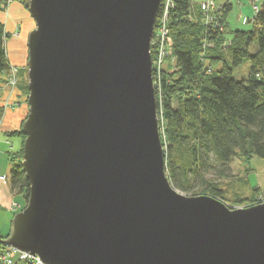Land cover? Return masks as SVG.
Returning <instances> with one entry per match:
<instances>
[{"label": "water", "instance_id": "95a60500", "mask_svg": "<svg viewBox=\"0 0 264 264\" xmlns=\"http://www.w3.org/2000/svg\"><path fill=\"white\" fill-rule=\"evenodd\" d=\"M161 0H29L26 207L0 244L44 264H264V201L165 172L151 38Z\"/></svg>", "mask_w": 264, "mask_h": 264}, {"label": "trees", "instance_id": "16d2710c", "mask_svg": "<svg viewBox=\"0 0 264 264\" xmlns=\"http://www.w3.org/2000/svg\"><path fill=\"white\" fill-rule=\"evenodd\" d=\"M23 3L28 5L26 0ZM173 3L168 27L174 64L162 70L155 89L165 172L175 189L228 204L220 180H232V161L264 157V0L252 19L248 18L251 27L231 30L230 38L226 35L230 2L221 5L218 23L209 26L198 4L191 0ZM7 38L0 22V78L10 70ZM245 60L250 64L248 75L238 80L233 68ZM19 86L28 93L27 81ZM8 135L21 137L19 150L7 152L10 187L27 199L29 180L21 166L25 136L21 127ZM256 191L252 189L248 197L235 192L234 202L237 206L253 204L259 201ZM0 248L5 246L0 244Z\"/></svg>", "mask_w": 264, "mask_h": 264}, {"label": "rangeland", "instance_id": "374dc122", "mask_svg": "<svg viewBox=\"0 0 264 264\" xmlns=\"http://www.w3.org/2000/svg\"><path fill=\"white\" fill-rule=\"evenodd\" d=\"M13 0H0V12H4L6 11V8L8 7V5L10 4V2ZM23 1L25 0H21V3L23 5V7L28 11V5H29V0H26L28 5L25 6ZM193 1L195 4H199L205 0H191ZM229 1L231 2L232 8L228 11V14L226 16V35L228 38L231 37V30L234 31L236 29H248L251 27V22L248 21L249 19H252L253 16V9H252V3L254 0H215V3L218 5H222L224 4V2ZM259 4L261 5V0H258ZM161 7V3L159 6L160 10ZM29 12V11H28ZM245 17H249V19H242V16ZM33 19V18H32ZM34 21V19H33ZM36 24L34 21V26L33 28H35ZM19 28V24H16L15 30L13 32L14 35H16V29ZM156 30L153 31V33L155 34ZM8 33V32H7ZM9 37L11 36L10 33ZM154 34L152 35V38H154ZM8 40V38H7ZM6 40V41H7ZM153 54V51L151 52ZM151 54V55H152ZM226 54H228L226 52ZM27 58H28V51H27ZM26 58V61H27ZM152 62H153V57H152ZM10 64V70L5 73V76L3 77V81L1 82V84L6 85L11 87L10 85L6 84L5 79H7V75L10 74L11 69L14 68L15 74L18 78V82L17 85L21 84L23 85L25 83V81H27L28 84V77L27 80H24V73H26L27 75V66H26V62L23 66H17L14 64ZM173 64H174V60H172L170 57H167L165 59V62L163 63V67L165 68H173ZM26 68V69H25ZM20 69V70H19ZM250 69V64L248 60H245L244 62L240 63L239 65L235 66L233 68V76L234 78L238 79V80H243L247 77L248 72ZM153 76L155 77L156 80V76L155 73L153 74ZM21 81V82H20ZM17 85L15 87H17ZM15 87H11V88H15ZM157 88V87H156ZM26 95V97L29 94L28 93H24ZM28 113V111H27ZM157 117H158V125H159V130L162 128V119L161 117L158 116L157 113ZM0 138H2V134L0 133ZM9 141H11L10 144H7L6 141L4 143H0V149L1 151H3V153H1L0 155V175L9 177V167H10V163L8 161V154L6 151H16L19 148L20 145V137L19 136H10ZM232 171H233V177L232 180H228V179H221L220 180V186H222L225 190V200L228 204H224L231 208V209H235V208H244V207H248V206H253L256 205L262 201H264V157H260L257 155H252L250 158L248 159H239V158H235L232 163ZM254 188H258L259 191H256V195L257 198L259 199V201L248 205L251 202H247L244 205H239L237 206L235 201V197L236 194L235 192H238L239 195L244 196V197H248L252 192V189ZM180 193L188 196V197H193V196H199V195H190L188 193L182 192L180 190H178ZM21 208L17 210L16 213L22 211L26 205H27V199H25L23 197V195L21 194ZM12 206H14V208L12 210H15L16 207H18L17 203L12 204ZM15 213V214H16ZM12 218V213L8 212H4L2 209H0V219L5 221L6 227L3 228V230L1 229V231H3V233H6L7 231H9V227H10V220ZM12 247H8L5 246V248H1V249H10ZM13 256V260H14V264H27L25 262H23L22 260H20L18 258V256L16 254H12Z\"/></svg>", "mask_w": 264, "mask_h": 264}, {"label": "crops", "instance_id": "0c3cea01", "mask_svg": "<svg viewBox=\"0 0 264 264\" xmlns=\"http://www.w3.org/2000/svg\"><path fill=\"white\" fill-rule=\"evenodd\" d=\"M245 18H248V16L245 17L243 15L242 19ZM0 22L3 24L4 29L11 35L6 41V53L9 62L17 66H23L27 58L28 34L30 30L33 29L34 26V21L32 17L30 16L29 12L23 7L21 0H13L6 8V11L0 12ZM16 24H19V28L16 29L17 34L14 35L13 32L15 30ZM4 76L5 74H2L0 78L1 82L4 79L3 78ZM1 82H0V108L2 110V115L0 118V133L2 134V138H0V143H4L6 141V143L8 142L7 144H10L11 141H9L8 138L14 135H8V132L18 130L20 129V127L22 128L23 121L27 116L28 103H27V97L19 85H17V87L15 88H11L9 86L1 84ZM15 136H19V135H15ZM20 145H21V139H20ZM19 148L17 150H19ZM1 153H3V151H1L0 149V155ZM20 197L21 194H16L11 190L10 167H9V177L0 175V209H2L6 213L8 212L12 213V218H13L17 210L20 209L22 206L21 204L22 200ZM14 203H17L18 207H16L15 210H12L14 208L12 204ZM5 227H6L5 221L0 219V235L2 236L8 232L7 231L6 233H3V231H1V229L3 230V228Z\"/></svg>", "mask_w": 264, "mask_h": 264}, {"label": "built area", "instance_id": "2783aa9c", "mask_svg": "<svg viewBox=\"0 0 264 264\" xmlns=\"http://www.w3.org/2000/svg\"><path fill=\"white\" fill-rule=\"evenodd\" d=\"M174 0H161L160 13H158L154 30H156L154 34V38L151 39L150 44V52L153 51V62H152V77L154 88L158 86L159 77L162 74V70L164 69L163 63L167 57L173 58V39L170 33V29L168 27V19L170 10L173 7ZM200 10L204 11V24L206 26L217 24L220 17L219 14L221 12V5L215 3V0H205L198 4ZM260 4L258 0H254L252 3L253 13H257L259 11ZM253 14V15H254ZM253 17V16H252ZM249 18V17H248ZM246 18V19H248ZM15 69L12 68L9 75H7V79H5L6 84L11 87H15L18 82V78L15 74ZM155 73V77L153 74ZM160 131V130H159ZM12 254H16L20 260L27 264H44L38 255H32L27 252H23L17 250L15 248L10 249H1L0 250V263L2 264H14Z\"/></svg>", "mask_w": 264, "mask_h": 264}, {"label": "bare ground", "instance_id": "6f19581e", "mask_svg": "<svg viewBox=\"0 0 264 264\" xmlns=\"http://www.w3.org/2000/svg\"><path fill=\"white\" fill-rule=\"evenodd\" d=\"M6 31V30H5ZM7 32V31H6Z\"/></svg>", "mask_w": 264, "mask_h": 264}]
</instances>
